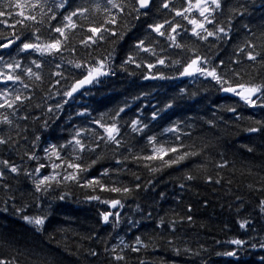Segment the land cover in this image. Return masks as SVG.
<instances>
[{
	"label": "snow or ice",
	"instance_id": "1",
	"mask_svg": "<svg viewBox=\"0 0 264 264\" xmlns=\"http://www.w3.org/2000/svg\"><path fill=\"white\" fill-rule=\"evenodd\" d=\"M248 10L246 0H236L234 4L232 0H180L179 3L176 0H3L0 2V25L6 26V34L0 33V146L19 155L20 141L28 140L25 135L28 128L22 126V121L39 120L32 115L35 109L50 114L49 119L54 118V108L60 111L68 103L65 98H73L87 85L102 83V77L115 75V48L99 55L93 53L103 43L115 45L130 33L138 35L133 36L121 58V71L128 72L129 67L134 66L129 74L136 75L139 70L140 77L146 81L202 77L214 82L218 91L231 93L245 105L264 112V74L257 71L264 68V25L254 30L243 23ZM234 29L235 34L243 35L235 42L226 63L218 53V46L220 41L232 42ZM78 49L83 56L77 55ZM66 52L71 58L65 57ZM45 68H48L47 77ZM166 69L175 75L166 74ZM50 89H55L62 102L32 104L38 91H46L51 99ZM180 94L195 95L184 88L179 89L177 95ZM149 95L141 91L131 100ZM41 100H44L43 96ZM176 102L177 96H172L159 107L153 106L150 120L144 117L139 105L136 108L139 114L125 119L131 109L128 100L97 117H91L84 108L77 115L84 117L85 123L73 126L62 143H50L43 148V158L36 151L40 135L34 129L32 147L20 156L21 161L27 157L35 162L31 170L23 163L17 164L11 155L0 159L4 210H8V202L12 201L14 212L36 231L42 232L50 204L40 205L41 197L36 193L63 201L71 195L64 189L74 186L84 191L85 201H95L111 209L99 212V221L116 227L121 222L117 209H123L127 200L135 199L153 184V179H143L139 170L150 174L168 169L181 171V188L197 179L221 184L224 181L221 172L233 162L223 153H217L218 159L212 158V145L203 138L193 139L191 124L177 121L159 132L152 131V122L162 118L161 113L171 109ZM224 111L235 114L237 109L225 106ZM236 118L247 121L246 132L264 137V118L240 115ZM41 123L48 127V119ZM206 123L215 126L216 119ZM244 147L249 153L254 151V147ZM261 147L264 148V144ZM108 153H111L110 166L104 167L101 161L109 160ZM98 164H101V170L94 174L93 169ZM131 166L138 171H133ZM10 174L16 177L22 174L31 181V191L19 192V204L16 203L18 190L6 182ZM248 188L261 194L257 207L264 212V177L256 184H249ZM26 197H31L32 204L45 210L40 214H24L30 206ZM236 199L242 200L239 196ZM136 206L139 208V204ZM187 212H191L190 205ZM186 222L192 223L193 216L173 211L167 219L159 217L154 233L144 238L136 235L132 240H126L117 234L111 238L115 242H111L103 237L94 239L95 234H92L86 239L101 247L99 251L88 247L86 253L97 260L103 257V264H131V260H135V264H149L139 254H147L150 248L157 247L159 237L176 255H198L203 245L194 251L176 235L178 227ZM249 224L248 219L239 222L241 228ZM228 243L243 246L246 242L233 238ZM260 246L264 247V244ZM130 253L135 255L130 257ZM217 254L236 256L237 252ZM24 256L25 253L18 250L14 255H0V264H28L21 259ZM31 264H56V261L38 258Z\"/></svg>",
	"mask_w": 264,
	"mask_h": 264
},
{
	"label": "trees",
	"instance_id": "2",
	"mask_svg": "<svg viewBox=\"0 0 264 264\" xmlns=\"http://www.w3.org/2000/svg\"><path fill=\"white\" fill-rule=\"evenodd\" d=\"M176 2L179 3L180 0ZM246 2L249 10L242 22L257 30L264 25V0H246ZM232 3H236V0H232ZM0 33L6 34L5 25H0ZM134 35L138 33H130L115 45L103 43L99 50L93 53V55H99L115 48L113 63L115 75L102 77V83L93 85L73 98H65L68 99V103L64 104L60 111L54 108V118L49 119L50 114L46 112L42 114L40 109H35L32 115L39 117V120L30 118L27 122L22 121V126L28 128L25 133L28 140L20 141L19 155L10 153L0 146V159H6L11 155L13 161L17 164L23 163L31 170L35 162L29 161L27 157L21 161L20 156L32 147L31 139L34 129L40 135L36 151L43 158V148L50 143H62L64 138L72 132L73 126L85 123V118L77 115L84 108L88 109L91 117H97L100 113L108 112L128 100L131 109L125 119L139 114L136 112L139 105L144 117L150 120L149 114L153 106L159 107L169 97L177 96V102L173 107L161 113L162 118L152 122L150 125L152 131L159 132L163 127L177 121L191 124L193 139L203 138L212 145L210 150L212 158L218 159L217 153H223L225 158L233 162L231 167L221 172L224 181L221 184H210L197 179L185 183V187L181 188L180 184L183 182L180 179L181 171L168 169L161 173L150 174L143 170L138 171L135 166H131L132 170L138 171L143 179H153V184L147 190L140 192L135 199L127 200L123 209H117L121 214L119 225L113 227L111 223L105 225L100 222L99 212L111 209L95 201H85L84 191L71 186L64 189L65 192L70 191L71 195L63 201L36 193L37 197H41L40 205L50 204V207H47L48 218L42 232L36 231L20 218V214L14 212L12 201L8 202V210H4L5 190L0 187V255H14L18 250L25 253L21 259L28 264L38 258H51L56 261V264H103V257L97 260L87 255L88 247L97 248L98 251L101 247L100 244L86 239L87 236L95 234L94 239L103 237L111 242H115L111 238L117 234L126 240H132L136 235L144 238L154 233L159 217L167 219L175 211L181 215L193 216V222H186L178 227L176 235L194 251L198 250L200 245H203V249H199L198 255H176L164 240L158 237L157 247L150 248L147 254L143 252L139 254L149 264H264V247L260 246L264 244V212L257 207L261 194L248 188L249 184H256V181L264 177V148L261 147L264 144V137L246 132L247 121L236 118L240 115L245 118L254 116L256 119H261L264 118V112H261L259 108L245 105L233 94L218 91L214 82L205 81L202 77L195 80L190 77H176L146 81L140 77L139 70L136 75L129 74L134 66H130L128 72L121 71L119 68L121 58L132 43ZM242 35L243 33L235 34L234 29L232 42L226 40L219 42L218 53L226 63L232 55L235 42ZM64 55L71 58L67 52ZM77 55L83 56L84 53L78 49ZM165 71L170 76L175 75L172 70ZM257 71L264 74V68H258ZM47 72L48 68H45L46 77ZM45 88H47V79ZM181 88L194 92L195 95H177ZM50 91L53 93L51 99L47 97L46 91H38L33 97L32 104L46 101L47 104L54 105L56 102H62L61 97L55 94V89ZM141 91L150 95L132 101L131 97L139 95ZM225 106H233L237 112L235 114L226 112ZM22 115L24 113H21ZM220 117L223 119H219ZM214 118L215 126L206 123L207 120ZM45 119H48L47 128L41 123ZM184 124L181 126L183 127ZM245 145L254 147V151L249 153ZM110 156L111 153H108L109 160L101 161L104 167L110 166ZM101 164L93 169L94 174L101 170ZM228 180L232 182L229 184ZM6 182L11 184L14 190H18L17 204L20 203V191H31V181L22 174L19 177L10 174ZM160 193L164 195L161 196ZM237 196L242 200H237ZM26 199L30 206L25 209L24 214H40L45 210L44 207L32 204L31 197ZM189 205L190 213L187 212ZM243 219L250 221L249 226L240 227L239 222ZM129 221L135 223H129ZM233 238L242 239L246 243L243 246L228 243ZM253 244L256 246L252 247ZM233 250H236V256L217 254ZM129 255L132 257L135 254ZM131 264H135V260H131Z\"/></svg>",
	"mask_w": 264,
	"mask_h": 264
},
{
	"label": "water",
	"instance_id": "3",
	"mask_svg": "<svg viewBox=\"0 0 264 264\" xmlns=\"http://www.w3.org/2000/svg\"><path fill=\"white\" fill-rule=\"evenodd\" d=\"M90 85H87V86H85V88L84 89H82V90H80V92H82L83 90H85L87 87H89ZM80 92H78V93H76V94H79ZM76 94H74V95H76ZM226 94H231V93H226Z\"/></svg>",
	"mask_w": 264,
	"mask_h": 264
}]
</instances>
